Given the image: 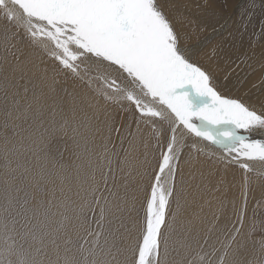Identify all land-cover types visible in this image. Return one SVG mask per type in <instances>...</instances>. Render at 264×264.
<instances>
[{
  "label": "snow or ice",
  "instance_id": "obj_1",
  "mask_svg": "<svg viewBox=\"0 0 264 264\" xmlns=\"http://www.w3.org/2000/svg\"><path fill=\"white\" fill-rule=\"evenodd\" d=\"M255 7V0H250L242 9V29ZM222 13L223 9H215L214 0L183 4L177 0H0V67L11 65L23 80L30 62L26 50L38 51L52 64L50 76L44 69V86L53 94L59 88L73 100L67 111L53 106L39 130L26 138L27 145L24 137L19 142L4 138L0 264H177L172 257L176 215L172 202L179 199L178 177L183 182L181 161L186 150L210 156V149L224 153V159L245 173L243 204L236 207L233 203L232 218L220 228L219 247L209 245L207 237L192 236L182 244L179 264H240L234 248L237 239L246 222V235L257 230L256 221L247 215V173L253 171V162L264 163V139L252 136L264 133V76L252 85L256 93L232 95L227 84L230 74L240 64L251 68V57L229 63L221 84L216 69L205 66L199 55L210 38L188 43L210 20L219 24L213 32L222 34L228 25L226 18L220 23ZM69 81L72 92L66 87ZM77 86L93 94L97 110L113 106L133 114L136 132L129 128L130 146L142 135V128L155 141L159 150L155 165L147 156L140 163L145 191L142 222L133 216L135 197H119L115 191L116 173L130 164L110 146L112 134L119 136L121 130L109 127L96 154L99 129L77 115ZM24 92L26 99L27 87ZM20 103L13 100L14 119L26 122L32 103H25L23 109ZM5 115L12 117L13 112ZM4 127L8 128L7 119ZM21 131L14 130V134L21 136ZM56 139L97 155L95 170L77 191L73 217L54 192L50 198L38 199L40 193L47 194L49 177L71 168V161L66 162L62 154H52L50 142ZM123 142L121 137V150L127 156ZM22 150L32 154L33 163L17 160L13 167ZM30 173H35L30 182L18 186L17 181ZM52 217H60L55 228ZM73 218L76 224L70 225ZM213 219L218 223L220 217ZM69 226L76 233L75 240L67 231ZM260 230L264 233V224ZM253 246L258 256L250 264H264V235Z\"/></svg>",
  "mask_w": 264,
  "mask_h": 264
},
{
  "label": "rangeland",
  "instance_id": "obj_2",
  "mask_svg": "<svg viewBox=\"0 0 264 264\" xmlns=\"http://www.w3.org/2000/svg\"><path fill=\"white\" fill-rule=\"evenodd\" d=\"M214 1L217 4L215 9L220 10L224 8L225 0ZM249 3L250 0H232L230 6L226 7V9H223L222 17L220 18V23H223L225 18L228 19V24L231 27L227 25V29H225L222 34L218 35L215 33V35L213 33V36V28L219 29V24L217 22L214 24L212 23L209 28L206 27L207 29L195 33V36H192V39L188 41V43L195 44L197 42L203 41L205 37H209L211 39L210 42L206 47L201 49V55L199 54L201 57H204V55H206L205 53L203 54L205 48L207 49L211 45H214L213 43H215L218 48V41L222 40V43L220 44L222 49L218 51L221 57L225 55H228L229 57L234 56V54H231L230 49L233 46L231 43V45L229 44V40L233 39L231 38L230 33L233 32V28L234 26H236V21L240 17L242 9ZM263 3L264 0H255L256 7L252 9L251 18L250 20L247 18L246 23L249 26L252 25L251 28H254V26H256V24L258 23L260 24L261 29L259 26L257 27L258 34L254 30L250 35L255 40L253 41L254 44L258 43V45H263L262 47L264 48ZM231 22L232 24H230ZM227 47H229L228 50H226ZM235 47L234 51H237L239 48L236 45ZM243 49H247V47L245 46L243 47ZM263 52L264 49L261 51V53ZM26 56L28 57L30 62L27 64V71L23 80L20 79L21 74L19 72L12 71L11 65H4L3 67H0V149H2L3 147L5 136H7L10 141L17 142L21 140V137H24L25 139L23 142L25 145H27L28 141L26 138L30 133L34 134L39 130L41 120H47L49 111L53 106L62 107L65 111H67L73 105L72 98L69 95H65V93L60 91L59 88L57 89V92L53 94L49 92L47 87L44 86V69H48V75L50 76L52 68L51 62L47 60V58L42 57V54L40 52L31 49L26 50ZM209 57L210 56H208V58ZM209 59L210 61H213V63L216 62L215 57L212 55ZM238 62L239 59L237 60V63ZM240 66L242 67L243 64H240ZM258 67L259 66H257V68ZM5 77H7V79H5ZM25 87H27L28 89L26 99L24 92ZM66 87H68L69 92L73 91L71 81H69ZM5 91H7V97L5 96ZM75 96L77 115L79 117L86 118V120L92 125L94 129H99V133L96 134L95 137V143L97 145L95 150L96 154L100 152L102 139L108 136L109 127H116L121 130L119 136L116 133L112 134L110 146L115 147V151L119 153L121 160H124L126 158L128 161H130V164L125 165L122 172L118 171L116 173L115 191L119 197L127 196L129 200H131L132 197H135V207L137 211L136 213H133V216H138L142 222L144 216L142 205L145 200V191L144 184L141 180V173L143 172V168L140 167V163L145 159V156H147V159L153 165H155L156 158L159 156V150L155 146V141L152 140L149 131L142 128V135L137 136L136 140L130 146L128 141H130L132 138L127 135L129 128L131 132H136V124L131 112L123 111L119 107L113 106L97 110L95 108V100L93 98V94L86 88L80 86L76 87ZM14 99L21 101V109H23L25 103H32V110L29 113V118L26 122L24 120L14 119L16 115V113L13 111L15 107L13 105ZM6 112H13V116L6 117ZM6 119L8 120L7 129L4 127ZM14 130H22L21 136H16L14 134ZM260 135L261 134L259 133V136H255L252 133V136L255 139H263L264 133L262 134L263 136ZM121 137L124 138L123 149L127 150V156H125V152L121 150ZM145 144H147V147H145ZM50 149L53 155L59 153L63 155V158L66 162L70 160L71 168L59 176L49 177L50 182H52V187L47 190V192L49 191L47 194L40 193L41 197L39 198V200L50 198L52 193L54 192L56 200L63 204H66L68 207L69 217H73V209L79 202L77 191L80 187L81 182L90 179L91 173L95 170L97 155L91 151L84 152L78 150L75 148L71 141L60 139L51 141ZM17 160L21 164H24L26 161L29 164L33 163L32 154L30 152H27L26 150H22L19 156L14 158L13 167H15V163ZM221 162L222 161L218 157H215L212 154L210 156L198 154L196 151H192L189 154L187 150L185 151L184 159L181 161L180 165L183 182L181 183L180 178L178 177L177 183V193L179 199L178 202L177 200H173L172 202V210L176 214L174 230L171 234V241L174 249L172 257L177 261V264H179V260L184 254L182 244L192 236L199 235L201 238L207 237L209 245H215L216 247H219L218 241H221L223 239L220 228L223 226L226 219L232 218L233 203H235L236 207H240L243 204V200L241 199V184L245 173H243L237 165L228 163V167L230 165V167L234 170V173L232 175L233 178L231 177L227 180L224 176V170L227 166L222 162L224 164L223 166ZM217 164L224 177L218 179L215 178V181L217 182L214 185L212 182H205V179H207L205 176L208 172L210 173V169L214 170V168L216 167L215 165ZM202 169L207 171L202 173ZM22 171L23 170L21 169L20 172ZM17 175L19 176L20 173L18 172ZM33 175H35V173H30L27 177L23 178L22 182L18 180V186L22 187L23 185L28 184ZM247 177L249 189L247 215L249 217V220L256 221L257 230L254 231L251 236L246 235L248 231V224L246 222L244 233H241L238 237L237 244L234 246V248L236 249V258L240 261V264H250L252 258L254 256H258V249L254 248L253 241L258 242L261 236L264 235V233H262L260 230V225L264 224V173L253 170L247 173ZM4 179L5 169L3 166V159L2 157H0V202H2V197L4 195ZM109 184L111 186L112 181H109ZM206 184H209V187ZM233 184L235 185L232 188L231 185ZM197 186H202V190L200 188L198 189ZM254 189L259 190L261 193L258 192L257 195H254L253 192L256 191ZM228 191H232L231 196H228ZM200 192L203 198L198 197V194L200 196ZM229 197L231 200L229 199ZM250 199L252 200L250 201ZM209 201L212 203H214L215 201L216 202L213 206ZM199 207L204 211L200 212ZM214 216L220 217L218 223L214 221ZM59 219L60 217L51 218L50 223L53 228L56 227V222ZM214 223L216 224V227L213 229L212 226ZM75 224L76 220L73 218L70 221V225ZM210 229L212 230L210 231ZM67 231L70 234L71 238L75 240L76 233L73 228L69 226L67 228Z\"/></svg>",
  "mask_w": 264,
  "mask_h": 264
},
{
  "label": "bare ground",
  "instance_id": "obj_3",
  "mask_svg": "<svg viewBox=\"0 0 264 264\" xmlns=\"http://www.w3.org/2000/svg\"><path fill=\"white\" fill-rule=\"evenodd\" d=\"M231 1L232 0H225V2H224V4H227V7L228 6H230V3H231ZM186 2H188V0H177V3L178 4H183V3H186ZM248 3V2H247ZM214 7H216V3H215V1H214ZM264 4V3H263ZM218 6H219V4H218ZM248 6V5H247ZM246 6V7H247ZM246 7H244V8H246ZM218 8V7H217ZM225 9H226V7H224ZM224 8H222V9H224ZM243 8V9H244ZM219 11V10H218ZM225 12V11H224ZM226 13V12H225ZM228 13V12H227ZM240 13V12H239ZM241 14V13H240ZM225 15V14H224ZM227 16V15H226ZM225 16V17H226ZM222 17V15L220 16V18ZM240 17H241V15H240ZM238 18L237 19V23H236V26H234V28H233V32L232 33H230V35H231V38H233L232 40H229L228 42H229V44L231 43L232 44V48H230L231 49V54H234V56H232V57H229L228 55H225V56H223V57H221V55L219 54V52L218 51H220V49H222L221 48V46H220V44L222 43V40H220V41H218V48H217V46L215 45V43H213L214 45H211L209 48H205L204 50V52H203V54L205 53L206 55H204V57H201L200 56V58H201V60H202V62L205 64V66H207V67H210V68H213V69H216V72H215V75H216V77H217V80H218V82L219 83H224L225 81H224V76H225V74H226V72H227V66H228V64L229 63H231V62H237V60L240 58V57H242V56H244V55H247L248 57H251V68H248V67H245V65H243L242 67L241 66H239V68L238 69H236V71H234V72H232L231 74H230V78H229V80L227 81V84H228V87H229V90L231 91V94L232 95H243L245 92H247V91H249V90H251L253 93H256V89H254L253 87H252V85L253 84H258L259 82H260V79H261V77L262 76H264V71H261V66L262 65H264V52L263 53H261V51L264 49L262 46L263 45H258V43H256V44H254L253 43V41H255L254 40V38L253 37H251V33L255 30L256 31V33L258 34V29H257V27L259 26L260 27V24L258 23V24H256V26H254V28H251V26L252 25H248L247 23H246V20H247V16L245 17V20L243 21V23H246L247 24V27H246V29H242L241 28V24H242V21H241V18ZM263 17V16H262ZM219 18V19H220ZM262 19V18H261ZM260 19V20H261ZM229 20H231V19H229ZM210 22V23H209ZM208 22V26H207V28H209L210 27V25L213 23H216V21H212V20H210ZM229 23V22H228ZM230 24H232V22L230 23ZM219 26V25H218ZM228 26L229 27H231L229 24H228ZM227 26V27H228ZM206 28V29H207ZM227 29V28H226ZM260 29H261V27H260ZM209 30H211V29H209ZM199 31H197V32H195V33H198ZM195 33H193L192 34V36H195L194 34ZM213 33L215 34V32H213L212 31V35H213ZM207 35H209V34H207ZM216 35V34H215ZM210 36H211V34H210ZM214 36V35H213ZM261 37V36H260ZM211 40V39H210ZM225 41H226V38H225ZM215 42V41H214ZM228 42H226V43H228ZM194 43V42H193ZM199 42H197V43H195V44H198ZM224 43V42H223ZM253 43V44H252ZM192 44V43H191ZM229 44H228V46H229ZM230 44V45H231ZM251 44H252V46H251ZM226 45V44H225ZM235 45L239 48L237 51H234V47H235ZM247 47V49H243V47ZM228 48L229 47H227V49L226 50H228ZM236 48V47H235ZM213 49H216V52H215V59H216V62L215 63H213V61H210V57H211V55L213 56ZM243 50V51H242ZM230 51V50H229ZM224 52V51H223ZM238 52V53H237ZM200 54V53H199ZM201 55V54H200ZM203 56V55H202ZM208 56H210L209 58H208ZM205 59V60H204ZM227 60V61H226ZM205 61V62H204ZM211 62V63H210ZM259 64H262V65H259ZM257 66H259L258 68H257ZM29 67V66H28ZM47 67H49V66H47ZM40 71V70H39ZM28 79V78H27ZM29 84V83H28ZM240 92V93H239ZM243 133V132H242ZM27 134V133H26ZM29 134V133H28ZM244 134V133H243ZM255 136H259V133H253ZM261 135L260 136H263L262 134L263 133H260ZM260 139V138H259ZM263 139H264V137H263ZM209 152H211L212 153V155L213 156H215V157H218L223 163H225L226 164V166L227 167H225L226 169L224 170V176H225V178L228 180V179H230L231 177H232V175H233V173H234V170L230 167V165H229V167H228V163H229V161L228 160H226V159H224L223 157H224V153H221V152H219V151H216L215 149H210L209 150ZM79 155V154H78ZM216 159V158H215ZM194 162V161H193ZM221 162V163H222ZM227 162V163H226ZM204 163V162H203ZM222 163V164H223ZM208 164V163H207ZM197 165V164H196ZM221 165V164H220ZM203 166H204V164H203ZM216 167L214 168V170L213 169H210L209 171H210V173L208 172L207 173V175L205 176L207 179H205V182L207 181V182H212L213 183V185L217 182V181H215V178H221V177H224L223 176V174H222V172L219 170V166H218V164L217 165H215ZM223 166H224V164H223ZM184 167V166H183ZM198 168H200V167H198ZM253 170L254 171H257V172H260V173H264V163H262V162H259V161H255V162H253ZM207 171V170H206ZM204 169H202V173L203 172H206ZM238 172V171H237ZM236 173V172H235ZM239 176V175H238ZM204 177V176H203ZM233 178V177H232ZM200 179V178H199ZM201 180V179H200ZM215 181V182H214ZM238 182V181H237ZM52 182H50V179L48 180V182H46V187L48 188L47 190H49L51 187H52V184H51ZM211 183V184H212ZM203 184V183H202ZM210 184V185H211ZM208 187H209V184H206ZM218 185V184H217ZM234 185L235 184H233V185H231V187L233 188L234 187ZM212 186V185H211ZM198 187V186H197ZM201 187L202 186H199L198 187V189L200 188L201 189ZM217 187H220V186H217ZM230 187V188H231ZM261 188V187H260ZM204 189V188H203ZM218 189V188H217ZM202 190V189H201ZM213 190H214V188H213ZM254 190H256V189H254ZM51 191V190H50ZM49 192V191H48ZM47 192V193H48ZM258 192L259 193H261L259 190H256V191H254L253 193H254V195H257L258 194ZM232 195V191H228V196H231ZM41 197V194L40 195H38V199ZM198 197H200V198H203L202 196H201V192H200V196H199V194H198ZM199 198V199H200ZM233 198V197H232ZM229 199H230V197H229ZM198 200V199H197ZM205 200V199H204ZM211 200V199H210ZM231 200V199H230ZM252 199H250V201H251ZM210 202V201H209ZM214 202V201H213ZM216 202V201H215ZM214 202V203H215ZM231 202V201H230ZM214 203H212V202H210V204H212L213 206H214ZM203 205V204H202ZM201 205V206H202ZM209 205V204H208ZM206 206V205H205ZM179 208V207H178ZM202 208H200L199 207V211L201 212V211H204L203 209L201 210ZM219 209V208H218ZM202 216V215H201ZM200 221V220H199ZM197 222V221H196ZM218 247V246H217ZM241 256H242V254H241Z\"/></svg>",
  "mask_w": 264,
  "mask_h": 264
}]
</instances>
